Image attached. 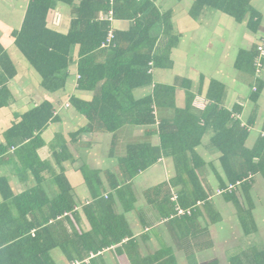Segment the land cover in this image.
Segmentation results:
<instances>
[{
  "label": "crops",
  "instance_id": "1",
  "mask_svg": "<svg viewBox=\"0 0 264 264\" xmlns=\"http://www.w3.org/2000/svg\"><path fill=\"white\" fill-rule=\"evenodd\" d=\"M82 1L57 0L47 14V29L67 35ZM151 3L169 19L170 27L157 22L150 32L156 39L153 55L165 58L164 66L151 63L152 83L132 94L139 100L152 97L157 85L172 90L153 105L154 123L124 124L111 133L73 103L90 104L100 95L99 85L78 88L80 45L72 50L67 70L45 84L14 46L29 4L14 0L21 19L10 22L9 42L0 43L14 72L6 80L0 67V88L6 84L0 108V251L6 252L0 253V264H264V238H256L263 232L258 226L264 224V177L250 176L249 188L239 184L228 195L219 194L228 180L214 145L218 130L238 121L248 131L247 150L264 138V70L255 79L251 60L264 39V0H250L241 23L196 7V0ZM121 15L108 19L112 32L135 26L131 12ZM105 16L98 14L100 20ZM0 25L7 32L6 22ZM108 60L103 51L96 57L98 64ZM44 102L54 113L34 134L39 142L24 136L10 145L7 131ZM219 112L228 119L215 120ZM163 123L171 134L166 150L161 149ZM188 127L198 132L191 137L172 133ZM183 140L186 146L199 144L191 150ZM152 158L158 160L135 172L136 164ZM64 193L72 209L53 216L52 204ZM111 215L122 218L117 235L107 229ZM123 232L120 241L110 237ZM106 238L114 244L95 250ZM16 242L21 243L10 248ZM221 242H234L226 257L216 251Z\"/></svg>",
  "mask_w": 264,
  "mask_h": 264
},
{
  "label": "trees",
  "instance_id": "2",
  "mask_svg": "<svg viewBox=\"0 0 264 264\" xmlns=\"http://www.w3.org/2000/svg\"><path fill=\"white\" fill-rule=\"evenodd\" d=\"M56 1L28 0L29 4L22 27L14 33V46L38 73L44 84L52 83L50 79H53L61 71L64 73L67 70L74 60L73 55H71L72 50L80 45L77 53L79 57L78 72L80 74L78 88L95 89L99 85L100 95L90 104L74 100L73 103L80 106L79 111L90 118H98L101 122L103 121L107 124L104 130L111 133L117 131L124 124L148 125L154 123L153 105L157 104L161 95H165L172 88L157 85L152 97L148 96L139 100L134 98L132 92L138 87L152 83V77L149 73L151 63L155 66H164L162 63L165 58H157L153 55L156 39L150 38V32L157 22L158 24L162 23L165 27H170L168 15L161 16L157 13L152 7L151 0H140L139 2L137 0H83L75 9L76 15L70 31L63 36L48 30L46 27L47 14L53 9ZM249 2L250 0H196L195 6L224 12L241 23L248 11ZM149 9L152 12L148 11ZM121 11H128L133 14L135 26L128 32H113L114 38L111 44L102 48L111 27L108 21L109 17L105 16L104 18L107 20H100L98 18L99 12L106 14L112 12L113 18L118 19L122 16ZM140 13L142 14L141 19L138 16ZM125 43L129 47L125 48ZM102 51L108 55L109 60L104 64H98L96 57ZM257 54L251 59L255 79L257 77L254 59ZM262 65H264L263 60ZM0 67L6 80L13 77L14 72L10 59L3 50H0ZM4 91H6V84L0 88V108L5 104ZM96 111L98 112L94 113ZM53 113V108L49 102H44L28 112L20 125L7 131L6 136L9 144H12L11 140L14 138L27 136L31 139L35 133L39 134L52 119ZM178 117H181V114ZM217 117L214 119L221 122L227 120L229 115L219 112ZM112 123H117V126H109ZM166 127L169 126L164 123L160 126L162 150L168 148L171 136V134L168 135L169 128ZM195 131L197 129L188 127L187 129L174 130L172 133L191 137ZM199 131L202 135L203 129ZM218 132L214 145L221 152L220 162L228 180V184L223 185L221 192L225 196L229 194V187L240 184L244 188H249L252 183V180H249L250 176L252 178L259 174L264 177V138H260L252 150H247L244 148V143L248 131L246 128H242L239 121L234 123L231 129L221 127ZM34 139L36 140L34 142H39L38 135L34 136ZM182 142L186 146V141L183 140ZM198 144L199 140L192 145H187L186 148L192 150ZM157 160L158 158H152L136 164L135 172L138 173L139 170L147 168ZM192 175L194 176L193 173ZM65 193L52 204V209L55 211L53 216H63L71 211L72 207L67 206L68 199ZM27 195H22L19 200ZM198 199L200 198L194 201L197 202ZM229 199L234 200V196L229 195ZM162 216L165 215L162 214ZM120 220L122 218L114 215L107 218V222H109L107 229L112 232V235H117L115 234L116 231L120 230L118 225ZM126 234L123 232L118 238L110 237L116 238L115 241H120ZM115 241L106 238L100 242L99 248H95V250L110 247ZM19 243L21 242H16L15 245L9 247L13 248ZM5 252L6 249L0 251V253Z\"/></svg>",
  "mask_w": 264,
  "mask_h": 264
},
{
  "label": "rangeland",
  "instance_id": "3",
  "mask_svg": "<svg viewBox=\"0 0 264 264\" xmlns=\"http://www.w3.org/2000/svg\"><path fill=\"white\" fill-rule=\"evenodd\" d=\"M20 19H21V10L18 6H15L14 0H0V22H6V24H7V32H6L5 27L0 25V43L1 44H6L9 42L8 36L11 33V28L9 27L10 22L12 20L17 21ZM187 58H188V61H191V62L195 61V63H199L198 58H193L190 56H188ZM160 73L162 74L161 71H160ZM20 85H22V84H20ZM258 211H260V209ZM260 212L262 215H264V208ZM258 228H261L263 232H258V236H256V238L263 239L264 238V224L261 226H258ZM239 237L240 236L238 234L237 238H239ZM255 242H256V244H260L262 241L256 240ZM233 244H234V242H229V243L228 242H221V245H218L216 251H218L219 253L222 252V254H225V257H226L227 251L231 250L232 247H234ZM209 254H210L209 257L213 256V252H211Z\"/></svg>",
  "mask_w": 264,
  "mask_h": 264
},
{
  "label": "built area",
  "instance_id": "4",
  "mask_svg": "<svg viewBox=\"0 0 264 264\" xmlns=\"http://www.w3.org/2000/svg\"><path fill=\"white\" fill-rule=\"evenodd\" d=\"M108 17H109V20H111V17H112V12H109L108 13ZM114 36H113V32L112 30H110L108 32V35H107V38H106V41L102 44V47L103 48H106L108 47L112 40H113ZM257 56L256 58L254 59V66L256 68V77L257 78H261L262 76V73H263V65H262V60L264 58V39L260 42V44L257 46ZM260 74V75H259ZM255 90V88H254ZM232 187H229L228 190H231ZM221 192H219L220 194Z\"/></svg>",
  "mask_w": 264,
  "mask_h": 264
}]
</instances>
